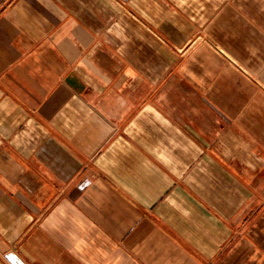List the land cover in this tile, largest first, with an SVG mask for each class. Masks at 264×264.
<instances>
[{
    "label": "crops",
    "instance_id": "obj_1",
    "mask_svg": "<svg viewBox=\"0 0 264 264\" xmlns=\"http://www.w3.org/2000/svg\"><path fill=\"white\" fill-rule=\"evenodd\" d=\"M0 264H264V0H0Z\"/></svg>",
    "mask_w": 264,
    "mask_h": 264
}]
</instances>
